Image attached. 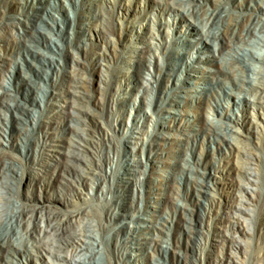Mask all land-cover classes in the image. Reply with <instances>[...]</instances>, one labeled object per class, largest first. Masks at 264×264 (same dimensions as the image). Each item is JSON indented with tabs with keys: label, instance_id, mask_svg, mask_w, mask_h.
<instances>
[{
	"label": "bare ground",
	"instance_id": "obj_1",
	"mask_svg": "<svg viewBox=\"0 0 264 264\" xmlns=\"http://www.w3.org/2000/svg\"><path fill=\"white\" fill-rule=\"evenodd\" d=\"M158 1L161 9L186 12L196 20L197 26L180 27L179 35L171 40L179 43L170 53L173 60L156 62V69L146 86L152 92L147 104L151 113L146 110L147 119L136 122L139 129L134 132H141V135L130 145L131 149L123 147L132 132L125 127V121L121 119L114 128L105 127L101 123L103 114L91 108L92 97L86 91L87 76L65 65L63 57L67 45L62 40L66 37L69 41L77 27L81 28L76 18L65 28L66 18L60 20L55 16L51 0L32 4L33 10L20 16H1L0 112L6 107L16 112V118L11 122L0 119V132L8 131L10 136L8 141L0 137V186L14 201L12 218L22 224L26 239L20 238L8 225L0 209V264H15L14 258L18 256L27 257L28 264H35L36 258L30 256L34 250L40 252L38 255L42 253V257L48 252L57 260L71 264H136V258L131 257L133 253L128 249L134 246L145 249L146 243L158 253L156 264H247L251 260L253 240L250 238L255 236L256 221L264 236V213L258 219L257 208L253 207L259 202L264 203V184L259 166L261 154L245 143H250L247 136L254 130L261 134L264 129V53L255 55L244 44L264 43V37L257 33H264L263 13H254L252 3L247 6L248 12L237 13L223 0H216L215 7L202 0ZM171 2L173 6H169ZM120 6L127 13L132 11L125 2ZM257 8L260 9L259 5ZM49 24L52 27L49 28ZM189 34L197 35L198 39L188 38ZM16 46L26 56L25 61L20 59L21 56L15 58L13 48ZM204 47L214 48V56L209 58L199 54ZM165 48L167 45L161 42L137 46L133 56L138 58L124 60L135 66V71H142L133 81L134 90L143 83L144 72L154 67V59L144 60L143 56L151 50ZM255 57L260 59L261 66L254 62ZM107 60L106 81L111 73V63ZM198 61L214 64L225 61L227 68L206 73L204 66L197 67ZM230 65L239 66L249 76H235L233 84L237 91L234 96L237 99L234 102L246 103L248 96L243 91L253 95L251 100L258 121H252L247 115L241 118L216 109L227 119L226 126L204 121L193 136L184 137V156L171 180L159 183L158 178H151L150 172L158 165L156 160L163 155V148L174 140L171 128L182 126V111L178 104L187 100L173 96H181V92L189 93L192 89L181 79L182 73L194 74L198 78L195 82L206 81L207 85L196 86L199 94L191 97L201 93L207 97V107L216 86L230 82L216 72L224 71L229 75ZM253 73L258 75L253 77ZM6 75H10L9 83L3 80ZM222 95L228 96L227 92ZM57 99H67L69 106H76L75 115H62L57 111ZM118 104L115 93L106 90L103 110L117 108ZM66 118L86 122L88 127L83 130L71 128ZM170 118L173 124L168 129L162 119ZM61 122H64L63 127ZM15 132L25 140L20 152L14 150L17 146L12 138ZM61 132L66 135L60 136ZM207 134L213 135L215 147L205 153L199 144ZM52 139H58V147H50ZM72 139L76 143H72ZM81 150H90L91 157L82 155ZM141 152L146 154V160L137 157ZM195 165L198 166L196 169L203 168V180L188 176V170L194 171ZM82 166L84 172L80 170ZM246 177L250 180L243 179ZM91 179H98L95 187L90 183ZM211 179L216 184L214 189ZM176 187H183L184 196L187 195L193 205L188 223L182 224L179 241H173V229L178 215L183 213V206H175L170 221L161 212L152 224H148L142 215L143 209L151 205L157 212L161 211L151 203L148 191L163 188L172 192ZM38 189L42 191L40 196ZM55 189L62 190L63 195H56ZM90 189L97 193L91 194ZM202 196H208L209 200L203 201ZM172 201V195H169L166 202ZM59 202L66 204L67 210L60 208ZM85 202L90 208L83 207ZM92 217L97 218L98 227L107 234L94 236L88 245L82 233L95 226L90 222ZM39 220L45 221V225ZM144 229L154 231L151 240H144L149 235L143 233ZM11 233L16 237H11ZM49 236L53 238L49 239ZM164 240L169 244L164 246ZM79 246L91 250L89 259L85 258L82 263L78 260L84 258L70 256L67 252L70 249L77 251Z\"/></svg>",
	"mask_w": 264,
	"mask_h": 264
},
{
	"label": "rangeland",
	"instance_id": "obj_2",
	"mask_svg": "<svg viewBox=\"0 0 264 264\" xmlns=\"http://www.w3.org/2000/svg\"><path fill=\"white\" fill-rule=\"evenodd\" d=\"M53 4L52 11L55 13L58 19H65L63 26L65 28L68 27V24L76 18L78 25L81 28L77 27L76 33H73L70 37V40H66L63 38L62 41L66 42L67 50L64 52V62L68 68H72L76 71H81L88 78V86L86 87L87 93H89L92 97V102L90 103L91 108L95 110L96 113H102L103 117H101V123L107 128H114L117 123L123 119L125 121V127L131 129V135L125 140L123 143V147L126 149H131L130 145L135 144L138 137L141 135V132H134V130H138L136 122L147 119V115H144V112L149 111L151 113V108L147 105L150 102L151 91L146 87L150 83V78L152 76V71L154 72L156 69V62L158 61H171L173 57H171V51L175 49L179 43L172 42V38L176 37L178 34V30L181 28L187 29L188 27L196 28V20L193 17H190L186 12L180 10L179 13L171 11L170 9H161L160 1L158 0H51ZM77 1V2H76ZM226 5L230 6L237 13L247 11V6H250L252 3L254 7V13H263L261 21H264V1L263 0H223ZM121 2H125L126 6L130 7L132 11L127 13L125 10L121 9ZM42 4L45 3V0H0V19L1 16H20L28 11H32V4ZM202 3L208 4V6L215 7L216 0H202ZM56 4V5H55ZM169 6H173V2L169 3ZM259 5L260 9L257 8ZM250 11V10H249ZM53 24V21L50 19ZM69 22V23H68ZM48 25V24H47ZM49 28L52 25L49 24ZM1 30V25H0ZM194 30V29H193ZM169 33V35H168ZM259 37H264V33H260ZM52 37L57 38L58 35H52ZM190 35V34H189ZM68 36V35H67ZM188 38L198 39L197 35H190ZM235 39H232L234 42ZM158 42L163 43L165 46L167 45V49L160 50H151L147 52L143 59L146 60L148 58H153L154 67L152 69L144 72L145 76H143V83H139V89H133V81L136 77L142 73V71H135L136 67L132 66L129 62H124L125 59L129 57H137L133 56L135 53L133 49L137 46H146L150 43L158 44ZM192 43V41H191ZM194 43V42H193ZM190 44V43H187ZM212 47V46H211ZM244 47L251 51L253 54L264 53V43H245ZM45 50V46L42 47ZM15 58H21L25 61L26 56L24 53L19 51V47H14ZM155 52V53H154ZM4 53V52H3ZM26 53V52H25ZM51 54V52H49ZM199 54H203L205 56L213 57L214 48L212 50L204 47L202 52ZM109 56V57H108ZM141 57V56H140ZM76 58V59H74ZM111 63L110 67V76L109 80L106 81V73L105 71L108 68V60ZM75 60V61H74ZM192 60V58H191ZM258 57L254 58V62L261 66V62ZM197 67L202 65L205 67L206 73L215 72V70L219 68H227L226 62L216 63L214 62H196ZM158 66V65H157ZM231 66V65H230ZM264 67V66H263ZM231 72L226 74L224 71L216 72L220 77L228 80L227 85L225 86H216L214 94L208 99L209 106H206V98L204 95L200 93L198 97H191L193 94H199L197 87H202V85H207L206 81L199 80L195 82L196 76L194 74H186L182 73V80L189 86H192V89L188 92H181L183 95L173 97L176 99H184L187 100L186 103L178 104L179 108L182 111L181 114V128L173 129L171 128V136L174 139L166 148L164 149L163 155L156 160V165L153 170L150 172L151 178L156 177L159 180V183H163L164 180H171V176L174 174V171L177 170L178 165H180L181 158L184 156L183 148L185 145L183 144V139L185 136L194 134L198 128L201 127V124L204 121L213 122L214 124H219L222 126H226L228 122L226 118H223L221 113H217L216 109L219 111H229L234 116L239 115L241 118L244 116H248L252 121H258L255 116L254 103L252 102L251 95L249 92L243 91V94L248 96L245 104L235 103L234 99H237L234 96V92L237 91L235 85L233 84V80L235 76H243L249 77L248 74H245L239 66H231L229 67ZM257 73H253L252 76H257ZM5 83H9L10 75H6L5 79H3ZM190 80V81H189ZM145 82V83H144ZM143 85V86H142ZM106 90H110L115 93L119 104L117 108H109L103 110V102L106 98ZM135 92V95L133 94ZM227 92L228 96H223L222 93ZM131 96V97H126ZM220 96L222 99H220ZM250 98V99H249ZM59 104H57V111H60L62 115H75L77 108L76 106H69V101L67 99H57ZM222 103L225 104L222 106ZM88 106V103H87ZM16 112L12 110L2 107L0 112V119L7 120L11 122L15 117ZM137 116V119L134 118ZM16 118V117H15ZM66 121L69 122V126L71 128H76L79 130H83L88 127L86 122L80 121L78 119H70L66 118ZM151 123L153 121H150ZM162 123H167V128L170 129V125L173 124V119L169 120L162 119ZM232 126L233 123L229 122ZM64 122H61V127H63ZM146 127V123L144 125ZM262 128V127H261ZM5 134V136H4ZM61 135H66L64 132L60 133ZM258 135L260 137L258 138ZM0 137L8 141L7 138H10L8 131L0 132ZM213 135L207 134L203 136L200 141V146L206 152L208 150L213 151L212 149L215 147V143L212 140ZM246 137V136H244ZM250 143H245L249 145L251 148L256 150L261 154L262 161L260 163L261 170L263 171V184H264V129L261 134H259L256 130L247 136ZM15 140L16 147L15 151L20 152V146L22 143H25L24 137L19 136L18 133H14L13 137ZM234 140V139H232ZM72 143H76L74 139L71 140ZM236 141V140H235ZM194 142V141H193ZM58 139H52L50 147H58ZM6 146V145H5ZM67 151H69L66 148ZM82 155L87 158L91 157V151H79ZM129 155V154H128ZM21 157V156H19ZM137 157H141V159L146 160V154L139 153ZM214 156L212 160H214ZM52 161L51 158H49ZM198 166L195 165L194 171L188 170L187 174L193 180H203L204 176L202 174L203 168L196 169ZM110 168V167H109ZM80 170L84 172L83 166L80 167ZM144 175H142L143 177ZM246 181L250 180V177L243 178ZM90 183L95 185L98 183V179H91ZM210 184L212 185V189L216 187L214 179L210 180ZM151 188V187H150ZM91 190V194H96V190ZM41 189H38L37 193L40 196ZM56 195H63V191L60 189L54 190ZM147 194L151 197L152 202L155 203L160 212H157L154 207L148 206L143 209L142 215L145 222L148 224H152L157 215L161 212L164 214L163 216L167 221L172 219V213L175 209L176 205L183 206V213L178 215L177 222L174 226L173 231V241H179L180 236L183 233L182 224L188 223V219L191 216L190 208L193 207L192 201L188 198L187 195L183 194V187H176L175 190L167 191L163 188L152 189L147 192ZM169 195H172V202L167 203L166 199ZM0 196L2 199L0 200V209L1 212L4 213L6 221H8V225L15 229L18 233V236L22 239H26V232L20 222L17 220H13L12 218V208L14 205V201L10 196V193L6 191V189L0 186ZM201 199L203 201H208V196H202ZM84 208H90L89 203L85 202L82 204ZM58 206L63 210H67V205L59 202ZM264 206L263 202H259L258 204L253 205V207L257 208V218L263 215L264 211L262 207ZM90 222H92L95 226L93 229L88 232H83L82 237L85 238L87 244L91 245L94 240V236L99 237L103 234H107L106 232H102L98 227V220L96 217L90 218ZM40 221V220H39ZM41 224L45 225V221H40ZM133 224L135 222H132ZM256 233L253 238H250V241L253 243L252 251H251V260L247 264H264V236L259 232V222H255ZM150 227V226H149ZM230 232V231H228ZM143 233L149 234L144 240H151L154 231L148 232V229H144ZM10 236L16 237L14 233H11ZM43 236H45L43 234ZM49 239H52L53 236H49ZM163 245L166 246L169 244L167 240L162 241ZM145 249L149 248V251L145 252V249H140L139 246L130 247L128 249L129 252L133 253L131 257L136 258V264H156V259L158 257V253L155 251L153 247L149 246V243L145 244ZM180 247H178L179 249ZM70 256H78L79 258H84L78 260L79 263L83 262L85 258L88 260L91 255V250H89L86 246H79V249H70L67 250ZM33 251L30 256L36 258L34 261L36 264H60V262L65 264H71V262H63L57 260L54 256H51L48 252H44L43 257L42 253ZM240 255V253H239ZM29 256V257H30ZM102 257H105L102 256ZM23 259V260H22ZM15 264H28L27 257H15ZM43 262H42V261ZM45 260V262H44ZM61 263V264H62ZM176 263V262H175ZM186 264V263H185ZM189 264V263H187Z\"/></svg>",
	"mask_w": 264,
	"mask_h": 264
}]
</instances>
